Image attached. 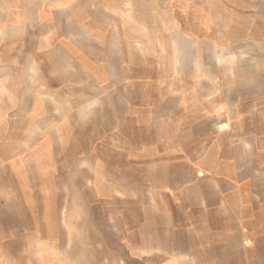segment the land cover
<instances>
[{"label": "crops", "instance_id": "0c3cea01", "mask_svg": "<svg viewBox=\"0 0 264 264\" xmlns=\"http://www.w3.org/2000/svg\"><path fill=\"white\" fill-rule=\"evenodd\" d=\"M150 33L264 41V0H0V201L32 233L65 217L79 235L78 254L33 244L34 264H89L93 210L145 264H264V88L168 72L130 51ZM62 176L75 195L57 194Z\"/></svg>", "mask_w": 264, "mask_h": 264}, {"label": "rangeland", "instance_id": "374dc122", "mask_svg": "<svg viewBox=\"0 0 264 264\" xmlns=\"http://www.w3.org/2000/svg\"><path fill=\"white\" fill-rule=\"evenodd\" d=\"M136 3L138 4L139 1ZM132 6L133 3H131V7ZM154 10L158 11V9H153L155 13L156 11ZM136 12L137 16L142 18H145V14H148V11L144 9H138ZM150 14L151 24L159 26L160 16L158 13L152 15L150 12ZM172 19L171 10H169L167 14L169 34L172 28L170 25V20ZM138 21L140 25H142V19ZM121 22H123V20H121ZM120 26L122 29V23ZM152 28L153 30L151 33H156V35H158L159 29L153 26ZM151 33L145 43L134 41L131 45L133 47H130V51L134 50L137 55L140 54L142 56L145 50L149 51L150 49L155 50V53H161L163 59L158 61L156 57H153L152 64L156 63L162 68H166L167 66L168 72H171L169 69L172 67H174L175 71L178 69V72H180V68H182L183 72H187L190 71L192 67L194 68L197 66L200 70L201 80L203 77L206 79L212 78L220 82H230L233 87V92L235 93L250 89L264 88V41L250 40L247 42H229L215 46L209 42L192 41L189 36L184 34L169 36L168 41L161 42ZM159 44L161 48L160 51L157 52V50H159L157 45ZM139 56H136V58ZM121 74H125V80L127 81V67H124V72ZM183 77L185 81L188 79L187 74L183 75ZM75 172L77 173L78 171ZM59 179L61 180L59 181L60 185L57 186V194H60L62 199L64 195H75L77 193L76 186H66V177L62 176ZM77 204L76 202H65L62 200L56 202V209H59L62 213V211L69 207L71 209L78 208L76 206ZM22 206L24 210L26 206ZM11 213H15V216H10ZM92 213L94 217L89 219L91 223L89 222V232L86 237L89 264H145L143 258H129L127 257L126 250L118 248L117 234L113 233V229L115 231V228L113 226L114 219H112V217L104 216L101 219L95 217L94 210ZM16 214L17 207L14 201H0V243H2V245H0V264H34V258L30 249L33 244L34 246L47 244L48 247L50 246L55 252L66 255L70 253H79L80 249H67V247L70 246L69 243L73 244V242L79 241V235H77V233L71 235L63 231V227H65V217L58 219L59 228L56 231L51 230L48 232L32 233V228L30 227L32 224L31 218L17 217ZM19 224L24 226L23 233L18 232L19 227L17 226ZM159 238L161 239L162 235H159ZM152 244L156 247L149 248L145 251L140 250L137 251V253L155 254L160 251L158 246L164 245L165 243L161 241ZM37 251L39 257L45 254L49 255L48 251L45 249H39ZM153 261L157 260L153 259Z\"/></svg>", "mask_w": 264, "mask_h": 264}]
</instances>
